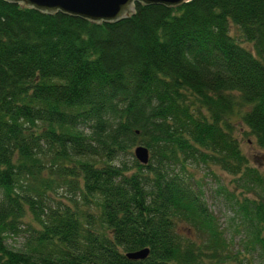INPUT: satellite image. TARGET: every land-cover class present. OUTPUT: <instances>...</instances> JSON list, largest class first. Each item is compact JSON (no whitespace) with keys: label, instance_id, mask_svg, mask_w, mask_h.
I'll use <instances>...</instances> for the list:
<instances>
[{"label":"trees","instance_id":"obj_1","mask_svg":"<svg viewBox=\"0 0 264 264\" xmlns=\"http://www.w3.org/2000/svg\"><path fill=\"white\" fill-rule=\"evenodd\" d=\"M235 114L264 147V0L135 3L100 23L0 0V264H264V171ZM192 162L232 176L216 194L238 247Z\"/></svg>","mask_w":264,"mask_h":264},{"label":"rangeland","instance_id":"obj_2","mask_svg":"<svg viewBox=\"0 0 264 264\" xmlns=\"http://www.w3.org/2000/svg\"><path fill=\"white\" fill-rule=\"evenodd\" d=\"M230 34L235 36L238 42L247 49H250V44L244 42L236 32V29L231 26ZM233 121H235L236 131L235 134L239 141L240 149L247 158L248 163L251 166L264 171V147L257 145L254 137L248 133V129L238 121V115H233ZM190 173L203 190V199L206 203L207 209L213 214L215 223L218 229H222L225 233L224 236L229 239L232 238V244L229 248L234 249L238 247V241L240 238L239 233H235L230 225L231 223V210L227 206V203L223 200L221 195L216 194L218 186L228 187L232 176L221 171L218 167L212 164H203L192 162L188 166ZM59 193H62L58 190ZM179 230L186 236L195 238L196 232L192 227L187 226L185 223L179 224ZM24 242V236L19 234L15 236H8L5 238V243L9 248L22 249ZM234 246V247H233Z\"/></svg>","mask_w":264,"mask_h":264},{"label":"water","instance_id":"obj_3","mask_svg":"<svg viewBox=\"0 0 264 264\" xmlns=\"http://www.w3.org/2000/svg\"><path fill=\"white\" fill-rule=\"evenodd\" d=\"M8 3L19 4L45 14L61 12L79 17L90 22H115L128 18L134 13V4H160L175 7L189 0H4ZM134 159L140 164H146L149 159L148 149L142 144L132 148ZM148 248L125 252V257L131 260H142L146 257Z\"/></svg>","mask_w":264,"mask_h":264}]
</instances>
